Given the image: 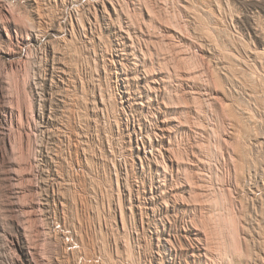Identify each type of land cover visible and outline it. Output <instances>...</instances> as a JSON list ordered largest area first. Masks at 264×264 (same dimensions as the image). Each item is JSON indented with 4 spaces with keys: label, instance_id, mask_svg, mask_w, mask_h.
Listing matches in <instances>:
<instances>
[{
    "label": "rangeland",
    "instance_id": "374dc122",
    "mask_svg": "<svg viewBox=\"0 0 264 264\" xmlns=\"http://www.w3.org/2000/svg\"><path fill=\"white\" fill-rule=\"evenodd\" d=\"M0 264H264V0H0Z\"/></svg>",
    "mask_w": 264,
    "mask_h": 264
}]
</instances>
